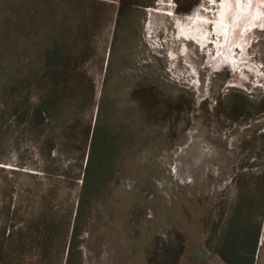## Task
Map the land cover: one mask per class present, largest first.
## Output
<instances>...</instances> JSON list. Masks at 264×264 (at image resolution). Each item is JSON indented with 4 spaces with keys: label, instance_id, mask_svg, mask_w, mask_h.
<instances>
[{
    "label": "rangeland",
    "instance_id": "rangeland-1",
    "mask_svg": "<svg viewBox=\"0 0 264 264\" xmlns=\"http://www.w3.org/2000/svg\"><path fill=\"white\" fill-rule=\"evenodd\" d=\"M84 2L48 0L56 19L41 39L5 29L30 10L0 6V66L58 39L93 83L75 146L106 103L86 170L87 159L42 151L51 128L16 126L13 97L0 94V233L11 236V264H226L228 220L258 229L254 264H264V0Z\"/></svg>",
    "mask_w": 264,
    "mask_h": 264
},
{
    "label": "trees",
    "instance_id": "trees-1",
    "mask_svg": "<svg viewBox=\"0 0 264 264\" xmlns=\"http://www.w3.org/2000/svg\"><path fill=\"white\" fill-rule=\"evenodd\" d=\"M42 2L47 4L46 12L44 11L43 13L37 2L28 6L25 0H0L2 11L12 14L31 11L25 17L21 15H16L17 17L15 15L10 16L5 29H8L9 33L18 29L21 32H25L24 36H28L32 29H36L37 37L41 39L44 36L47 25L54 23L53 20L56 19L52 16L53 8H48V0H42ZM89 3H91V0H86L83 5ZM70 10L73 11V8ZM88 11L91 14L90 9ZM37 12L40 14H37ZM34 13L36 14L35 17ZM66 15H64L65 18L67 17ZM88 16L89 18L91 17L90 15ZM78 19L81 24L88 20V18H84V15ZM75 20L66 19L71 27L69 29L77 32L81 24L77 19ZM12 22L14 23L12 24ZM11 24L13 25L12 27H10ZM43 50L41 52V50L35 51L32 49L31 52L30 46H27L26 53L22 57L23 61L16 63L17 65L14 64V66L5 65L4 68L0 66V88L2 91L0 94L5 95L6 93L13 97L12 102L8 104L7 111H11L9 117L16 126H24L31 133H35L45 127L51 128L50 132L44 135L45 138L39 145L42 151L49 150L50 156L51 152L55 150L64 157L71 156L79 160L87 159V170L92 152L95 146L98 147L97 133L100 130H105L103 121H101L105 113V100L103 99L100 104L96 122L88 126L87 135L83 139L82 146H75L71 137L74 135L77 138L74 125L78 123L77 118L81 114L80 112L86 109L91 102V97L94 93L93 83L84 72L79 71L76 68L77 66L72 64V60H74L72 54L66 50V47L58 39L49 41L47 47ZM37 138L38 136H36L35 140ZM104 144L102 142L103 146ZM118 149L113 151L108 163L114 159ZM83 182V198L79 203L80 210L85 205L84 197L87 194L86 192L89 191L85 187L86 177ZM100 189L92 187L90 191L97 193ZM252 195L255 199L259 194L252 193ZM254 199L253 203H255ZM253 203H251V207L257 209ZM257 207L259 208L260 204H257ZM242 226L243 228L241 226L235 227L229 220L225 224L221 240L222 244H220V257L226 264H254L258 243V229L248 231L244 225ZM41 229H44V227ZM250 232L252 233L250 234ZM233 233L235 235H232ZM76 234L77 232L73 230L72 235L76 236ZM10 238V234H7L6 231L3 230L0 233V264H11L10 261L13 260L11 255L15 252L10 248ZM41 244L42 247L37 249L38 256L43 255L42 252H44V244Z\"/></svg>",
    "mask_w": 264,
    "mask_h": 264
},
{
    "label": "bare ground",
    "instance_id": "bare-ground-1",
    "mask_svg": "<svg viewBox=\"0 0 264 264\" xmlns=\"http://www.w3.org/2000/svg\"><path fill=\"white\" fill-rule=\"evenodd\" d=\"M218 24L220 25V23L218 22ZM190 28V32H193L195 35H196V37L197 38H199V34H200V32L199 31H201L200 30V28H198V27H188V29ZM185 29V28H184Z\"/></svg>",
    "mask_w": 264,
    "mask_h": 264
}]
</instances>
